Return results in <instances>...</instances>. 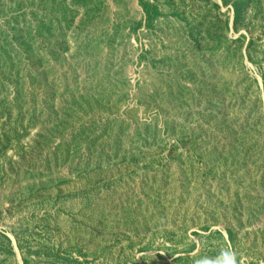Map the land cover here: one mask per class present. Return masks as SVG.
<instances>
[{
  "label": "rangeland",
  "instance_id": "obj_1",
  "mask_svg": "<svg viewBox=\"0 0 264 264\" xmlns=\"http://www.w3.org/2000/svg\"><path fill=\"white\" fill-rule=\"evenodd\" d=\"M0 264H264V0H0Z\"/></svg>",
  "mask_w": 264,
  "mask_h": 264
}]
</instances>
